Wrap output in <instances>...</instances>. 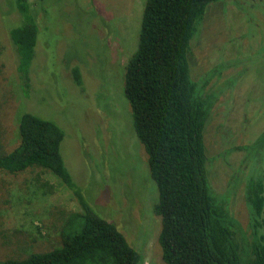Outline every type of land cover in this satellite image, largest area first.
Masks as SVG:
<instances>
[{
    "label": "rangeland",
    "instance_id": "1",
    "mask_svg": "<svg viewBox=\"0 0 264 264\" xmlns=\"http://www.w3.org/2000/svg\"><path fill=\"white\" fill-rule=\"evenodd\" d=\"M29 1L41 33L32 68L34 90L26 99L5 27L17 15L10 0H0V143L9 151L18 145L24 112L57 123L65 132L64 162L88 202L125 234L142 264H166L158 242L161 219L154 211L156 184L123 93L125 65L138 46L146 0H42L43 10L48 8L42 18L39 0ZM218 2L208 6L191 42L189 67L199 89L204 75L218 74L210 85L223 91L205 130L208 177L246 227L243 185L233 186L250 156L252 162L259 160L255 171L260 161L264 166V147L245 154L224 151L264 131V0ZM230 60L235 65L226 67ZM75 66L81 86L72 82ZM38 171L0 173V259L57 247L62 210L80 209L55 175L42 174L53 193L39 188L33 181ZM250 172L247 168L243 174ZM24 239L27 251L20 244Z\"/></svg>",
    "mask_w": 264,
    "mask_h": 264
},
{
    "label": "trees",
    "instance_id": "2",
    "mask_svg": "<svg viewBox=\"0 0 264 264\" xmlns=\"http://www.w3.org/2000/svg\"><path fill=\"white\" fill-rule=\"evenodd\" d=\"M10 1L17 17L5 27L17 60L20 93L31 99L40 24L29 0ZM218 1L146 0L138 46L123 75L133 130L157 188L154 211L161 219L158 242L166 264H264V166L260 161L261 172L255 171L259 160L252 162L250 156L244 165L252 172L244 175L247 168L237 169L233 187L243 185L249 211L244 227L230 209L228 197L218 194L208 177L211 159L205 130L223 91L217 89L219 85H210L218 74L204 75L201 89L190 75L191 42L208 6ZM41 2L42 18L48 8L43 10ZM234 65L230 60L226 67ZM71 76L75 85L83 84L78 66L72 68ZM18 133L19 143L10 151L0 143V173L38 169L33 181L53 193L54 186L42 177L51 173L73 194L80 209L62 210L57 247L19 253L0 259V264H142L140 252L88 202L66 167L61 151L64 130L52 120L24 112ZM255 146L263 149L264 131L224 152L245 154ZM248 162L255 163L253 170ZM20 244L27 251L28 241Z\"/></svg>",
    "mask_w": 264,
    "mask_h": 264
},
{
    "label": "flooded vegetation",
    "instance_id": "3",
    "mask_svg": "<svg viewBox=\"0 0 264 264\" xmlns=\"http://www.w3.org/2000/svg\"><path fill=\"white\" fill-rule=\"evenodd\" d=\"M243 194H244V190H243ZM247 206V205H246Z\"/></svg>",
    "mask_w": 264,
    "mask_h": 264
}]
</instances>
